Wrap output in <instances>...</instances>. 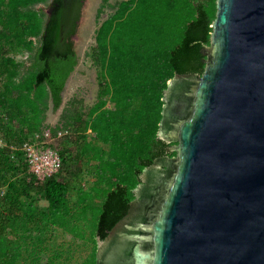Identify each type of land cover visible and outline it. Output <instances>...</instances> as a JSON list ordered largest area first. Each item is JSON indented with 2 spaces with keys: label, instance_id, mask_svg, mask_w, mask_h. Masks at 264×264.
Masks as SVG:
<instances>
[{
  "label": "trees",
  "instance_id": "16d2710c",
  "mask_svg": "<svg viewBox=\"0 0 264 264\" xmlns=\"http://www.w3.org/2000/svg\"><path fill=\"white\" fill-rule=\"evenodd\" d=\"M83 2L0 0V264H61L45 246L57 230L88 242L79 264H94L96 238L123 218L142 171L175 156L157 137L167 82L205 69L216 0H122L94 33V103L71 99L58 124L45 125L78 64L72 38ZM107 7L102 0L96 20ZM44 132L65 135L59 171L39 182L20 147ZM82 167L92 186L71 206L69 183Z\"/></svg>",
  "mask_w": 264,
  "mask_h": 264
},
{
  "label": "water",
  "instance_id": "95a60500",
  "mask_svg": "<svg viewBox=\"0 0 264 264\" xmlns=\"http://www.w3.org/2000/svg\"><path fill=\"white\" fill-rule=\"evenodd\" d=\"M211 28L203 74L163 92L175 156L142 171L100 264H264V0H216Z\"/></svg>",
  "mask_w": 264,
  "mask_h": 264
},
{
  "label": "rangeland",
  "instance_id": "374dc122",
  "mask_svg": "<svg viewBox=\"0 0 264 264\" xmlns=\"http://www.w3.org/2000/svg\"><path fill=\"white\" fill-rule=\"evenodd\" d=\"M101 1L102 0H84L83 2L77 31L72 38L74 49L78 57V64L74 72L68 78L62 92L61 107L56 112H52L51 110L47 112L45 125L55 127L58 124L63 106L71 99L75 98L81 101L85 109L90 107L95 101L98 85L97 69L90 59V49L94 45V33L98 24L114 12L112 6L122 0H108L110 8H104L100 19L96 20V12ZM40 8L46 11V8L43 6H40ZM26 57V55H23L18 56L16 59L18 61H23ZM60 134V137L65 135L63 132H60ZM59 139L53 143L57 151L59 150ZM84 171L85 169L82 167L81 175L78 179L75 181L72 180L69 183V199L71 206L77 201L79 189L87 192L92 186V178L87 177ZM61 179L63 180L64 178L62 177ZM99 202L100 200H94V203ZM38 205L42 208L47 206L45 202H39ZM45 246L48 248L46 253L49 256L52 255L54 251L62 253L60 258L61 264H79L84 258H87L90 253V244L88 242L73 239L60 230L50 232L46 236Z\"/></svg>",
  "mask_w": 264,
  "mask_h": 264
},
{
  "label": "built area",
  "instance_id": "2783aa9c",
  "mask_svg": "<svg viewBox=\"0 0 264 264\" xmlns=\"http://www.w3.org/2000/svg\"><path fill=\"white\" fill-rule=\"evenodd\" d=\"M60 136V133L56 137H52L49 133L44 132L41 136L35 135L31 141L20 147L28 171L39 182L56 174L61 167L58 151L53 144Z\"/></svg>",
  "mask_w": 264,
  "mask_h": 264
},
{
  "label": "flooded vegetation",
  "instance_id": "af4514ba",
  "mask_svg": "<svg viewBox=\"0 0 264 264\" xmlns=\"http://www.w3.org/2000/svg\"><path fill=\"white\" fill-rule=\"evenodd\" d=\"M162 141V140H161ZM164 142V141H163ZM167 144V143H166ZM167 145H169V147H171L172 146V144H167ZM173 170L171 169V172H172ZM130 204V203H129ZM128 209H129V206H128ZM128 209H127V211H128ZM127 211H126V213H125V215L127 214ZM124 215V216H125ZM123 216V217H124ZM122 219V218H121ZM120 219V220H121ZM119 220V221H120ZM118 221V222H119ZM118 222L114 225V226H112L107 232H106V237L109 235V233H111L112 231H116L118 228H117V225H118ZM123 231V233L126 235L127 234V230L125 229V230H122ZM119 232V231H118ZM105 237V238H106ZM105 238H103V239H99V238H96V248H95V253H94V264H100V262H99V259H97L96 258V251H97V249H98V247L101 245V243L102 242H104L105 241ZM96 259H97V261H96Z\"/></svg>",
  "mask_w": 264,
  "mask_h": 264
}]
</instances>
